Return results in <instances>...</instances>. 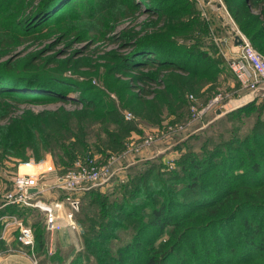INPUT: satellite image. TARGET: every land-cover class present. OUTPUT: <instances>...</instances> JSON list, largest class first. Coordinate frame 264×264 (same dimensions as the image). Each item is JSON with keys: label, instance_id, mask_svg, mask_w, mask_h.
Wrapping results in <instances>:
<instances>
[{"label": "trees", "instance_id": "1", "mask_svg": "<svg viewBox=\"0 0 264 264\" xmlns=\"http://www.w3.org/2000/svg\"><path fill=\"white\" fill-rule=\"evenodd\" d=\"M69 1L45 0L35 14L46 16L40 20L47 23ZM222 1L238 29L264 56V0ZM143 3L146 7L142 11L146 16L135 25L139 28L133 26L121 33V43L130 47L131 52L121 54V62L114 67L123 76L133 73L127 81L117 79L118 85H112L116 81L107 80L116 100L102 90L95 91L92 86L74 81H70L71 85H60L59 72L66 65L56 67L55 64L48 68L46 63H37L30 74L15 75L17 69L11 68L10 61L1 60L4 54H0V168L7 166L10 159L39 160L42 153L47 152L62 167L73 166L76 160L95 158L96 153H122L130 135L138 133V129L133 131L134 123L124 118L125 110L133 107V101L139 102L148 119L158 116L165 107L167 115H171V123L182 122L176 113L192 105L187 94L192 91L197 94L204 85L217 79L211 72L212 57L206 47L198 44L202 43V37H195L197 11L191 7L190 0H144ZM128 6L136 9L134 3ZM4 16L10 17L0 15V19ZM10 29L0 24V51L8 48L11 51L10 46L20 38L21 34ZM203 30L197 29L199 33ZM192 58L201 64L188 68L185 60ZM48 69L56 73L46 71ZM40 72L48 76H41ZM68 86L80 88L77 101L84 103L81 108L72 111L60 107L24 109L17 113L19 103H38L42 98L68 102L65 101L69 99ZM156 125L154 128L164 132L165 126ZM255 131L245 138H232V146L227 145L228 140L220 142L214 136H195L199 146L182 152L175 160L176 169H167L162 162L164 155L171 152L169 149L157 155L154 152L147 157H134V164L140 169L136 174L129 173L132 176L118 185L119 191L112 190L119 194L117 201L94 193L93 188L84 190L85 195L91 196L86 199L89 203L81 202L82 213L79 211L77 218L73 213L82 228L77 248L69 258L61 261L56 255L55 259L59 264H75L76 261L84 264L88 261L87 257L83 259L84 254H92L88 250L90 245L101 254L94 256L92 264H168L166 260L171 251L183 256L180 264H264V133ZM175 133L178 132L169 135L173 137ZM190 138H184L185 142ZM207 140L218 142L223 149L207 144ZM180 142L173 146L177 148ZM115 178L121 181V176L114 175L111 180ZM1 186L9 187L3 181ZM48 193L42 196L46 201H65L64 194L57 197ZM131 200L140 206V211ZM113 207L114 214L121 211L124 223H115L108 215L107 211ZM5 212L16 213L33 228L40 226L39 220L30 221L29 207L7 206L0 210V213ZM227 223H230L228 227ZM107 226H119L128 234L121 245L114 248L116 255L95 242L106 236L115 238L110 231L100 234L99 230L107 231ZM167 228L166 243L155 244L154 238L162 236ZM33 233L35 252L47 254L49 235L40 231ZM9 246H16V240L0 239V251ZM225 246L226 251H222Z\"/></svg>", "mask_w": 264, "mask_h": 264}, {"label": "rangeland", "instance_id": "2", "mask_svg": "<svg viewBox=\"0 0 264 264\" xmlns=\"http://www.w3.org/2000/svg\"><path fill=\"white\" fill-rule=\"evenodd\" d=\"M44 1L45 0H7L5 3H3V1L0 2L1 4L3 3V5L0 6V15L10 16L9 18L4 16V19H0V24L2 23L5 27L8 25V27L11 28L10 31L13 33L21 34L20 38H17L13 42V45L10 46V48L13 47L11 51H8L10 50L9 48L5 49L4 52L0 51V54H4L1 60L6 59L13 64L11 68L17 69L15 75L30 74L31 69L37 67L35 65L37 63L41 65L46 63L48 68L54 67L55 64L56 67L57 64H62V66L66 65L65 69L62 68L61 72H59L61 78L58 83L60 85H71L70 83L72 82L70 81H74L78 84L87 85V87L92 86V89L95 91L102 90L104 93H107L111 99L113 98L116 100L114 92L112 93V90L109 89L107 80L111 79L113 82L117 79L120 81H127L129 75H132L133 73L132 71L128 73L129 75L123 76L121 75V71L119 69L115 70L114 67H117V64L121 62V54L127 55L131 52L130 47H125V45L121 43V33L124 32V30L131 29L136 24H139L146 16V13L143 12L146 7L143 3L144 0H70L67 5L60 7L53 17L50 19L48 18L49 22L41 23L42 20H40V18H46V16H37L38 14L35 13L39 5ZM211 1L221 2L223 4L222 0ZM130 3H134L137 10L130 9L128 6ZM142 4L144 5L142 6ZM190 4L191 7L197 11L195 17L198 24L194 25L196 29L195 37L196 39L202 37V43L198 44L202 47H206L208 55L212 57L213 68L211 69V72L217 77L216 81L208 82V85H204L197 94L194 93V91L187 94V99L191 101L192 105L197 107L194 108V106L191 105L189 109L183 108L182 111L176 113V115L180 116L179 118H181V123H183L184 126L182 129L178 126L177 129L180 130L178 133L181 134L175 133V136L173 137L169 135V133L163 132L161 129L154 128L158 123L167 128L168 126H173L175 123H178H171L169 121L171 115H167L165 107H163V110L158 116L148 119L146 117L147 114L140 109L139 102L133 101L132 105L134 109L133 107H129L125 112L122 111V113L124 112V115L131 114V120H129V123H134L135 128L133 131L138 129V133L136 131L132 134L137 137V142L142 141L143 137H145L143 135L146 132L147 135L158 132L160 136L156 137V140L152 143L150 142L149 144H146L139 151L134 149L131 150L128 147L127 150L130 151H128L129 153L125 157H121V153L115 155L113 153L107 155L96 153L94 159L97 165L101 167L106 163H110L109 165L114 169L113 171L116 170L114 175H121V181L116 178L111 180L114 176L113 175L112 177L110 176V182L108 181L101 185L88 187L85 191L93 188L95 190L94 193L103 195L108 200L117 201V198L120 199L119 194L116 193L119 191L118 185L121 184L124 179L126 181V179L129 178V175L132 176V174L129 173L136 174L140 169L139 165L134 164L136 160H133L131 163V159H136L133 157L140 155L147 157L151 153H156L158 149L167 147L170 143L172 146H168L170 147L168 149L171 153L170 155H164L162 158L163 161H161L164 162L163 164L167 169H176L175 160L179 155L182 152L187 151L189 147L196 148L199 146L195 136H214L215 138H218L220 142L228 140L227 145L232 146V138H245V135H251L255 129V132L257 133H264V99L259 96L250 95L246 88L240 86L239 82L228 68L226 57L232 52L231 48L234 47L230 41V37L233 34L234 24H232L224 4L220 9L217 8L215 4L207 3L204 0H190ZM69 6L71 7L68 9ZM137 27L138 26H135V28ZM199 28L204 29L202 33L197 31ZM222 43L224 46H222ZM185 63L188 68H196L201 64V62H195L193 58L188 60V62L185 60ZM79 66L82 67L79 68ZM67 67H72V70H67ZM0 70L2 69L0 68ZM46 71L56 73V71L52 69ZM168 72H170V70H168ZM173 72L177 74L181 73L180 71ZM39 74L41 76H48L47 74H44V72H40ZM118 84H120V82L116 81L112 85ZM68 88L70 89H68L66 93L67 96L75 95L77 97V95L80 94V88H77L76 86H68ZM214 97H217L216 103H213L203 112H200L199 109L203 105L207 106L210 100H213ZM77 98L74 100L72 98L65 100L68 102H55L54 100L42 98L38 99V103H19L16 107L18 108L17 113L22 112L24 109L39 110L41 108H46L52 110L58 107L72 111L74 109H79L84 105L82 101H77ZM25 99L29 100L31 98ZM6 101L8 103L10 102L9 99ZM242 106L244 108H242ZM221 108H223V110L220 113H216V111L218 109L221 110ZM238 108H242L240 110H244V112H239L240 110H238ZM172 119L176 118L173 117ZM164 130L166 129L164 128ZM102 136H104V134ZM127 137L125 139H127ZM187 137L192 138L185 142L184 138ZM180 140L181 142L178 144L177 148L174 147L173 144ZM213 141L214 140H207L206 142H208L207 144H212ZM217 144L218 142H215L212 145L219 149H223V145ZM41 156L42 157L39 158V160H43L47 157L51 158L56 166L55 172L57 175H62L73 168V166L62 167L57 165L51 154L48 152L42 153ZM165 158H172L171 167L164 161ZM24 160L26 159H10L6 164L7 166L0 168V183L3 181L10 186L8 178L13 176L18 163ZM62 171L64 172L61 173ZM56 174L53 172V176ZM52 178L53 177L49 175L45 177L44 181L48 182ZM115 188H117V190H115L116 192L112 193V190ZM85 191H66L53 188L49 190L48 194L57 197H62L64 194L65 197L63 199L66 200V197L69 196L72 200H76L77 202L75 205H72V203L67 200L68 204L64 205L66 209L65 212L72 211L76 217L79 211L82 213L80 210L81 204L89 203L86 199L91 196L89 197V194L85 195ZM42 199L45 200L44 198ZM135 200H131V203ZM132 205L137 211L141 210L140 206L135 205V203ZM61 207L63 208V204ZM30 209L32 211L29 216L31 219L30 221L39 220V227L33 228L30 226L35 233L40 231L47 237L48 235L50 237L51 233L53 237H57L56 232L58 231L59 235L62 234L59 228H56V224L51 230V233H49V230L46 228L44 213L38 208L30 207ZM114 211V207L109 209L107 211L108 215L116 220L114 221L115 223L118 221L124 223L123 220H121L123 219L121 218V211L119 212L120 214H114ZM65 223L66 221H64V224L63 222L59 224L63 226L64 232H70L69 227L66 226ZM78 223L80 225V222ZM229 224L230 223H227L226 227H228ZM169 228L165 230L162 236L154 238L155 244H159L160 242L166 243L165 241L169 237ZM109 231L115 235V238H107L106 236L103 239H96L95 242H97L102 248L109 250L116 255L114 248L120 246L128 237V234L126 231H122L119 226H114V228L107 226V231L99 230L102 235H106V232ZM224 237H227L226 232L224 233ZM169 241L170 240H168V243ZM54 250L57 251L56 254L52 253ZM88 250L92 254H89L88 252L85 253L83 259L84 257H87L88 264H92L95 260L94 256L101 254L90 245H88ZM222 251H226V246L222 248ZM68 252V247H56L55 249L48 251L45 255L35 253V257L38 264H59V260H64ZM170 253L172 254L169 255L166 260L168 264H180L183 256H178L181 254L177 251H171ZM56 255L60 257L59 260L55 259ZM50 260L52 261L50 262ZM87 262L84 264H87ZM75 264H78V261H76Z\"/></svg>", "mask_w": 264, "mask_h": 264}, {"label": "built area", "instance_id": "3", "mask_svg": "<svg viewBox=\"0 0 264 264\" xmlns=\"http://www.w3.org/2000/svg\"><path fill=\"white\" fill-rule=\"evenodd\" d=\"M230 20L232 21L231 18ZM232 23L234 26L230 41L235 50H232L226 57L228 68L239 82L240 86L246 88L250 95L259 96L264 99V56L253 47L248 37L235 26L233 21ZM236 36L238 37V42L235 41ZM216 100L217 97H214L207 106L203 105L199 109L200 112H203L210 105L216 103ZM192 106H194V108L197 107L195 105ZM124 118L130 120L131 114H125ZM178 126L182 129L184 124L181 122L175 123L173 126H168V128L165 127L166 130H164V132L169 134L180 132V130L177 129ZM155 133L156 132L150 135H144L145 137H143L140 142H137L136 136H130L125 150L121 153V157H125L129 153L128 151L130 150H127L128 147L131 150L134 149L139 151L146 144L155 141L156 137L160 136L158 132ZM168 146L171 147V145ZM168 146L159 150L156 155L170 148ZM170 153L171 152L167 154L170 155ZM169 155L167 156L170 157ZM133 160L136 159H131V163ZM164 161L170 167L172 166V158H165ZM109 164L110 163H106L104 166L99 167L94 158H88L84 161L76 160L72 169L62 175H57L55 172L56 166L50 157L43 160H34L30 158L27 161H21L16 166V171L13 176L8 178L10 186L6 188L7 186H1L0 183V210L7 206L38 208L44 213L46 228L51 231L56 224V220L59 218L56 211L58 203H63V205H65L68 204L67 201H69L72 205H75L77 201L72 200L69 196L66 197L67 201H46L42 199V196L53 188L66 191H80L91 186L104 184L111 179L116 171H113L114 169H112ZM53 172L56 174L55 176H53ZM49 175L53 178L48 182L44 181L45 177ZM118 176L121 175L118 174ZM30 188H35L36 191L30 192ZM64 216L71 229L75 230L79 227V224L73 218L72 211L64 212ZM0 225V239L11 240L13 238L18 245L9 246L5 250L0 251V255L4 253H20L29 256L32 264H38L35 257V237L32 228L25 224L20 216L11 212L0 213Z\"/></svg>", "mask_w": 264, "mask_h": 264}, {"label": "crops", "instance_id": "4", "mask_svg": "<svg viewBox=\"0 0 264 264\" xmlns=\"http://www.w3.org/2000/svg\"><path fill=\"white\" fill-rule=\"evenodd\" d=\"M222 46H224L223 43H222ZM231 50H235L234 47H232ZM161 149H163V148L158 149L157 152ZM156 153H155V155H156ZM62 204L63 203H58V207L56 206V211H57V214L59 216V218L56 220V228H59V230L62 232V234L59 235V231L56 232L57 237H53L52 233L50 234L49 251L55 249L56 247H63V248L68 247L69 252L66 255V258L67 257L69 258L70 255L72 254V252L77 248L78 232L81 231V227H80V225H78L79 227L75 230L70 228V226L68 225V221L63 216L66 209H65L64 205H63V208L61 207ZM64 221H66L65 225L69 227L70 232L69 231L64 232L63 226L59 224L61 222H63V224H64ZM16 245H17V242H16ZM0 264H32V261H31V258L29 256H26L24 254H20V253L6 254V253H4V254L0 255Z\"/></svg>", "mask_w": 264, "mask_h": 264}, {"label": "water", "instance_id": "5", "mask_svg": "<svg viewBox=\"0 0 264 264\" xmlns=\"http://www.w3.org/2000/svg\"><path fill=\"white\" fill-rule=\"evenodd\" d=\"M204 1L207 2V3H213V4H215L216 7L219 8V9L223 7V4L221 2H217V1H213L212 2L211 0H204ZM235 41L238 42V37L237 36L235 37ZM67 98L76 99L77 97L75 95L74 96L68 95ZM222 110H223V108H221V110L218 109L216 111V113H220ZM29 191L30 192H34V191H36V189L35 188H30Z\"/></svg>", "mask_w": 264, "mask_h": 264}]
</instances>
